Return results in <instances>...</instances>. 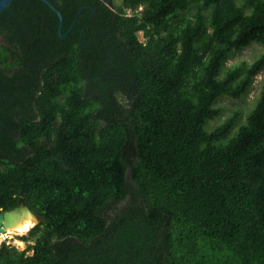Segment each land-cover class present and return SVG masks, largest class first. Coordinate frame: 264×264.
Instances as JSON below:
<instances>
[{"label": "trees", "instance_id": "obj_1", "mask_svg": "<svg viewBox=\"0 0 264 264\" xmlns=\"http://www.w3.org/2000/svg\"><path fill=\"white\" fill-rule=\"evenodd\" d=\"M48 1L0 15V211L45 219L0 264H264V0Z\"/></svg>", "mask_w": 264, "mask_h": 264}, {"label": "rangeland", "instance_id": "obj_2", "mask_svg": "<svg viewBox=\"0 0 264 264\" xmlns=\"http://www.w3.org/2000/svg\"><path fill=\"white\" fill-rule=\"evenodd\" d=\"M122 2V0H114V3L116 6L120 5ZM128 13H131V11H128ZM139 39L141 41H144L143 35L142 33H139ZM264 53V46H260L258 44H253L249 49H247L244 52H240V53H235L233 54L230 59L227 61V66L235 64L239 61H247L248 63H252L253 61L256 60V58L260 55ZM0 63H2L3 67L5 70H8V66L5 64V62L2 60V57H0ZM264 78V73L261 75H258L256 77L254 86H253V90L250 93V95L248 96V100L247 103L244 104L245 105V109L249 110L252 108V106L254 105L255 99L258 97L259 92H260V88L262 85V80ZM121 99H123L122 97H120ZM221 105L225 108V114L224 116L218 120V123H222L224 118L227 116V112L230 108H232V106H238L240 105L239 102H234L231 100H222L221 101ZM214 125V123H213ZM13 230V229H12ZM31 230V229H30ZM29 230V231H30ZM26 234H7V236L2 237L0 235V247L2 244L6 243L7 245H12V246H16L19 248V250H25L29 244V242H24L22 241L20 238L24 237V236H28V233ZM2 237V238H1Z\"/></svg>", "mask_w": 264, "mask_h": 264}, {"label": "water", "instance_id": "obj_3", "mask_svg": "<svg viewBox=\"0 0 264 264\" xmlns=\"http://www.w3.org/2000/svg\"><path fill=\"white\" fill-rule=\"evenodd\" d=\"M14 0H0V15L5 12L13 3ZM44 3L54 14L59 17V28L58 32L61 37H65L73 27H75L77 21L72 24L69 28L68 32L65 35H62V25H63V16L61 12L54 7L48 0H40ZM139 37V34H137ZM31 222L32 227L38 226L45 222L44 218L38 217L36 213H34L24 198L21 196L17 206L10 210L0 211V235L6 234L9 230L15 229L18 226Z\"/></svg>", "mask_w": 264, "mask_h": 264}, {"label": "bare ground", "instance_id": "obj_4", "mask_svg": "<svg viewBox=\"0 0 264 264\" xmlns=\"http://www.w3.org/2000/svg\"><path fill=\"white\" fill-rule=\"evenodd\" d=\"M31 227H32L31 222H26V223L18 226L17 228H15L13 230H9L7 232V234H20V235L23 234L24 235V234H26L31 229ZM7 234H2L1 236L2 237H5V236H7Z\"/></svg>", "mask_w": 264, "mask_h": 264}, {"label": "flooded vegetation", "instance_id": "obj_5", "mask_svg": "<svg viewBox=\"0 0 264 264\" xmlns=\"http://www.w3.org/2000/svg\"><path fill=\"white\" fill-rule=\"evenodd\" d=\"M103 3H104V1H103ZM93 12H94V14H95V13H96V10H94ZM93 16H94V15H92V18H91V19H93ZM28 254H32V252H28Z\"/></svg>", "mask_w": 264, "mask_h": 264}, {"label": "built area", "instance_id": "obj_6", "mask_svg": "<svg viewBox=\"0 0 264 264\" xmlns=\"http://www.w3.org/2000/svg\"><path fill=\"white\" fill-rule=\"evenodd\" d=\"M16 247V246H15ZM16 248H18V247H16ZM19 249V248H18Z\"/></svg>", "mask_w": 264, "mask_h": 264}, {"label": "clouds", "instance_id": "obj_7", "mask_svg": "<svg viewBox=\"0 0 264 264\" xmlns=\"http://www.w3.org/2000/svg\"><path fill=\"white\" fill-rule=\"evenodd\" d=\"M22 251V250H21Z\"/></svg>", "mask_w": 264, "mask_h": 264}]
</instances>
